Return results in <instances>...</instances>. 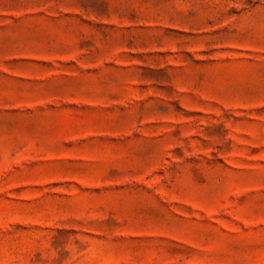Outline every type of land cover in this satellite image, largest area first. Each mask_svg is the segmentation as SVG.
<instances>
[{"label":"rangeland","instance_id":"1","mask_svg":"<svg viewBox=\"0 0 264 264\" xmlns=\"http://www.w3.org/2000/svg\"><path fill=\"white\" fill-rule=\"evenodd\" d=\"M0 264H264V0H0Z\"/></svg>","mask_w":264,"mask_h":264}]
</instances>
